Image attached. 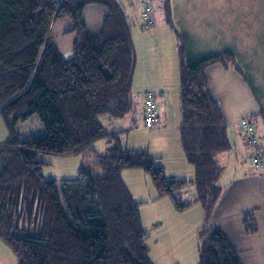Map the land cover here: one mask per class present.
Masks as SVG:
<instances>
[{
  "label": "trees",
  "instance_id": "obj_1",
  "mask_svg": "<svg viewBox=\"0 0 264 264\" xmlns=\"http://www.w3.org/2000/svg\"><path fill=\"white\" fill-rule=\"evenodd\" d=\"M91 5L103 12L96 30L84 20ZM60 18L73 24L71 58L52 40ZM141 22L142 30L151 28ZM134 25L119 0H0V112L9 129L0 144V240L18 264H154L141 203L122 178L124 169H142L177 211L200 203L204 225L198 231L199 264H243L240 250L211 225L223 194L219 180L224 167L217 155L229 151L232 143L208 87L206 68L232 62L234 56L192 53L182 37L180 136L195 177L190 182L170 178L158 157L146 148L124 147L120 132L100 122L103 115L123 117L133 108L138 59ZM34 115L45 134L21 138L18 125ZM105 137L111 144L98 153L96 143ZM39 154H94L99 169L82 167L73 178H48ZM190 184L196 196L184 199ZM252 217L246 210L243 226L248 233L258 230Z\"/></svg>",
  "mask_w": 264,
  "mask_h": 264
},
{
  "label": "rangeland",
  "instance_id": "obj_2",
  "mask_svg": "<svg viewBox=\"0 0 264 264\" xmlns=\"http://www.w3.org/2000/svg\"><path fill=\"white\" fill-rule=\"evenodd\" d=\"M149 1L152 2L149 3L155 9V13L153 12L154 29L149 30L148 34L143 36L134 34L138 52L134 75L136 87L141 89L147 87L154 90L155 94L157 93L158 107L165 105L169 98V94H166L165 97L159 95L161 90L165 89L164 82H167V88L172 91L169 102L173 107L180 102L179 49L183 36L186 37L188 48L192 53L212 56L231 53L234 56V61L230 63L239 67L238 74L235 72V76H229L227 80L220 75L221 86L218 89V97L222 105L218 104L222 112L228 113L231 120H236L237 123H240L244 118L253 119L258 125L264 144L263 122L252 114L264 113V0H171L172 14L170 17L164 4L167 2L166 5H169V0ZM95 8L97 9V6L91 5L87 7V10ZM143 8L144 5L141 6V10ZM72 27L73 24L69 18H60L55 23L51 34L53 42L65 58L74 56L75 33L71 31ZM90 29L95 30L93 25L90 26ZM209 37H216V40L224 39L234 47L233 49L228 48L225 42L214 43L209 40ZM213 76H215V72ZM246 82L250 83L255 90L254 94ZM162 118L163 123L161 122L159 127L172 128L170 117L167 121L164 117ZM144 121V107L142 108L140 103L133 104V108L123 117L110 115L100 117V122L107 127L106 129L112 128L120 132L119 136L124 147L137 146L148 149L153 156H156L155 154L163 155L162 157L157 156V163L167 167L169 177L171 174L174 175L170 178L195 177L193 166L186 163L183 149L178 146L177 135L171 130H152L155 126L149 127ZM226 121H228L227 118ZM126 123L128 125H124ZM18 133L23 139L40 137L45 134V128L39 118L34 115L18 125ZM244 139L248 143L246 136ZM110 144L109 139L105 137L97 141L96 147L103 151ZM247 146L249 149L243 150L245 159L243 162L248 164L246 166L254 168L255 165L252 161L254 150L249 143ZM98 153L101 152L98 151ZM234 153L237 154L236 151ZM39 158L45 162L42 171L46 176L63 175L62 178H73L78 175L82 167L89 168L93 172H97L99 169V166L95 164L94 154L72 156L39 154ZM236 160L230 161L229 169H232L237 176H245L242 173L248 167L244 168L243 162L242 165L234 166ZM182 165H186L185 167L188 168ZM262 167L264 168V166ZM186 169H190L191 173L185 171ZM125 170L129 169L123 171ZM140 170L142 171L141 175L137 177H134L135 174L132 172L126 174L122 171V178L135 192L139 193L138 196L143 195L146 201L144 204L141 202L140 210L143 226L148 230L147 243L153 263L173 264L174 259H181V264H189L190 262L183 255L182 249L190 254L194 239L197 242V237L193 238L190 234L189 225L191 222L201 219L199 228H202L204 215L201 213L203 209L199 208L202 206L200 203H195L185 211H177L173 208L169 196L159 195L156 189V192H152V188H150V185H153L152 179L146 173L145 176L142 169ZM244 174L249 178L247 185L257 183V197L253 199L254 203H252L256 205L248 210L253 213L250 222L255 223L258 230L248 233L243 229L244 227L242 228L239 250L243 264H264V170L257 173L256 171L244 172ZM147 186H149L148 190ZM153 187L155 186L153 185ZM185 193L184 199H194L196 196L195 185L189 186ZM246 210L242 211L243 219ZM171 232L174 236L173 239L170 236ZM0 241L3 245V248L0 247V264H18V258L12 249L2 240ZM174 251L177 254L167 260L164 259L165 256L170 255L169 252Z\"/></svg>",
  "mask_w": 264,
  "mask_h": 264
},
{
  "label": "crops",
  "instance_id": "obj_3",
  "mask_svg": "<svg viewBox=\"0 0 264 264\" xmlns=\"http://www.w3.org/2000/svg\"><path fill=\"white\" fill-rule=\"evenodd\" d=\"M119 1L124 6L126 12L128 14H130V16H131V18L135 24L134 25V34L137 33V34L143 36V35L148 34L147 32L149 30L154 29V26H155L154 20H153L152 26L149 30L143 31L142 29H140L141 11H142L141 6L143 5V3L145 1L152 3L151 1H149V0H119ZM160 1H163V0H160ZM171 6H172L171 0H169V7L170 8H169V11L166 10L168 12L169 17L172 14ZM170 10H171V12H170ZM153 12L155 13V9ZM102 15H103V12L98 7H97V9L95 8V9H92L89 11L86 9L85 13H84V20L89 27L91 25H93L94 29L96 30L101 25L102 18H103ZM215 38L216 37H212V38L209 37V40L214 42V43H216L218 41L225 42L226 46L228 48L233 49L234 46L231 43L225 41L224 39L216 40ZM134 40H135V36H134ZM238 69H239V67H237L234 63H230L227 61L226 62H220V63L214 64V65H210L206 68V77H207L208 87L211 91L212 96L215 98L217 103H220V105H222V102H221L220 98L218 97V89L221 86L220 75L222 77H225V80H227L229 76H235L236 73L238 74V72H237ZM214 72H215V76H213ZM239 76H241V75H239ZM248 82H249V80H248ZM248 82H246V84H247V86H249V88L252 90V93L254 94L255 90L251 87L250 83L248 84ZM135 84H136V82L134 80V84H133L134 85L133 86V92L134 93H132L134 104L140 103V104H142V108L143 107L145 108V93L147 91L152 90V89H149L147 87L141 89V88L136 87ZM163 87L165 89H162L159 95H161L162 97H165L166 94H169V98L166 100L165 105H163V106L161 105V106L157 107L158 122H156L154 125H151L153 127L155 126L154 129H152V130H155V131L171 130V131H173L177 135L176 139L178 142V146L182 147L180 129H181V123H182V118H183V114H182L183 111H182V103H181L180 94H179L180 102L176 106L173 107L172 103L169 102L170 97L172 96V91L169 88H167V82H164ZM152 91H154V90H152ZM156 95H157V93H156ZM223 114H224L225 119L227 118V120H228L227 121L228 130H229V136L231 139L232 147L229 151L218 153V155H217L218 162L220 163L221 166L224 167L222 176L220 177V180H219V183L221 184V186L223 188V194L220 197V199L216 205V208L214 209V212H213V215L211 218V225L213 227L221 229L226 234V236L230 239V241L239 249L240 241L242 238L241 231H242V228L244 227L243 223H242V219H243L242 211L244 209L248 210V209L253 208L254 207L253 205H256V204H252V203H254L253 199H256V197H257L256 196L257 195V183H254V184L251 183L250 185H247L249 178L245 177L246 174H244V172L250 173V172L256 171V173H257L260 170L263 171L264 168L262 166H256L254 163L253 164L256 166V167L254 166V168L252 166H246L248 164L243 162V160H245L243 150H245L246 148L249 149V146H247L248 143H246V139H244L245 133L243 132L239 122H238L239 123L238 124L236 120H231L228 113H223ZM252 114L255 115L254 117H256L261 122H263V126H264V113H262V114L261 113H252ZM162 117L165 118V121H167L170 117L172 128L159 127L163 123ZM247 119H249V118H247ZM249 120H251L256 125L257 134H258V138L260 141V146H261L262 150H264V144H263L262 136L259 133L258 125L253 119H249ZM109 122L112 123L111 121H109ZM144 123H145V121H144ZM124 125H128V124L126 123ZM151 126H149V127H151ZM122 127H125V126H122ZM126 129H128V128H126ZM126 129H124V130L127 131ZM108 130L115 131V129H112V128H110V129L108 128ZM124 130H122V131H124ZM8 135H9L8 126L6 124V121L3 117V115L0 112V144L8 137ZM262 135L264 137V128L262 131ZM109 146H107V148ZM107 148L103 151L99 150L98 148L97 149L100 152H105L107 150ZM127 148H129V149H144V148H138L137 146H128ZM234 151H236L237 154L234 153ZM155 155H156V157L157 156L158 157L163 156V155L161 156L160 154H155ZM235 159H237V160L233 164L234 166H238L239 164L242 165V162H243V167L244 168L248 167L242 173L245 176H237V174H235V172H233L232 169H229L230 161H234ZM185 160H186V156H185ZM186 163H188V162H186ZM182 166L185 167L186 165H182ZM263 166H264V164H263ZM164 167L166 169V172H169L167 167L166 166H164ZM178 167L182 168L181 166H178ZM249 167H251V168H249ZM185 168H188V167H185ZM185 171H189L191 173L190 169H186ZM123 172H126V174L128 172H132L133 174H135L134 177H137V176L141 175L142 171L140 169H129V170H125ZM194 173H195V170H194ZM143 174L145 175V172ZM47 177L48 178H62L63 175H60V176L50 175ZM64 177H67V176H64ZM170 177H174V175L171 174ZM182 179H185V180L190 182L194 179V176L191 178L183 177ZM126 184H127V187L129 189L130 193L132 194L133 198L136 201H138L140 203L142 202V204L146 203L145 199L143 198V195L138 196L139 193L135 192L127 182H126ZM153 185H154V183H153ZM153 185H150V188H152V192L153 191L156 192V190H155L156 188L153 187ZM192 185L193 184H190L189 186H192ZM189 186L184 189L183 196L186 194L185 192L189 188ZM146 189L148 190L149 186H147ZM228 196H230V198H228ZM173 208H174V206H173ZM199 208H202V207H199ZM201 213H203V215H204V211ZM186 214H188V213H186ZM180 216H185V215H180ZM200 221H201V219H199L196 222L195 221L191 222V224L189 225L190 234L192 235L193 238L197 237V242H196V239H194V245L192 247V252L189 254L187 251L182 249L183 255L188 259V262H190L189 264H199L198 263V261H199L198 231L200 229L199 228ZM237 228H239V230H237ZM170 236L172 237V239L174 238L172 232L170 233ZM0 247L3 248L1 241H0ZM182 253H180V254H182ZM168 254H170V255L165 256L164 257L165 260L169 259L172 255H175L177 253L174 251L172 253L169 252ZM150 258H151V255H150ZM241 259H242V257H241ZM172 263L173 264H181L182 261H181V259H179V260L174 259V262H172Z\"/></svg>",
  "mask_w": 264,
  "mask_h": 264
},
{
  "label": "built area",
  "instance_id": "obj_4",
  "mask_svg": "<svg viewBox=\"0 0 264 264\" xmlns=\"http://www.w3.org/2000/svg\"><path fill=\"white\" fill-rule=\"evenodd\" d=\"M153 6L149 2L144 3V8L141 12V19L143 22L152 24L153 19ZM145 122L147 125L151 126L158 122V114H157V102H156V94L154 91H147L145 93ZM241 128L247 137L249 145L254 150V154L252 156V161L256 166H263L264 164V155H262V148L260 146V141L257 134L256 125L249 119L244 118L240 122Z\"/></svg>",
  "mask_w": 264,
  "mask_h": 264
}]
</instances>
